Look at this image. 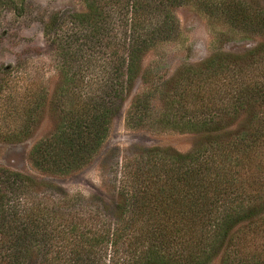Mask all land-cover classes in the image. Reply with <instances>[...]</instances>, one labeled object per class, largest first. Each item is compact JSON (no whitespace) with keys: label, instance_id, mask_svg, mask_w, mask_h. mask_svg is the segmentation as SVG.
Here are the masks:
<instances>
[{"label":"trees","instance_id":"16d2710c","mask_svg":"<svg viewBox=\"0 0 264 264\" xmlns=\"http://www.w3.org/2000/svg\"><path fill=\"white\" fill-rule=\"evenodd\" d=\"M84 1L87 11L75 17L98 27L107 0ZM127 2L123 6L128 9ZM3 8L16 9V3L0 0ZM238 10L234 6L225 12L264 30V15L249 17ZM42 32L49 38L57 34L45 22ZM124 33L120 91L112 93L106 85L108 91L95 95L58 96L54 132L30 150L38 169L68 175L97 155L144 50L134 44V32L125 28ZM236 57L214 53L179 84L188 86L186 96L196 101L211 94L207 109L215 110L183 123L198 136L192 148L137 149L115 169L109 197L68 192L0 167V264H208L231 241L237 225L263 219L264 73L259 63L264 43L242 64ZM240 117L236 128L221 124ZM232 251L224 264H264V259H246L239 241Z\"/></svg>","mask_w":264,"mask_h":264},{"label":"rangeland","instance_id":"374dc122","mask_svg":"<svg viewBox=\"0 0 264 264\" xmlns=\"http://www.w3.org/2000/svg\"><path fill=\"white\" fill-rule=\"evenodd\" d=\"M14 1L16 9L0 11V167L84 195L103 192L109 197L115 169L124 158L136 156L137 149L189 151L198 136L183 123L215 110L207 109L211 94L205 93L203 102L186 96L189 87H179L183 77L200 69L214 53L237 56L242 64L264 43L263 29L239 17L232 20L225 12L236 6L249 17L263 16L264 0H107L98 27L75 17L87 11L84 0ZM43 22L57 34L45 37ZM57 23L61 24L56 27ZM125 28L134 32V44L144 50L137 76L123 90L124 100L97 155L68 175L38 169L30 150L54 132L60 116L58 96L95 95L108 91L106 85L112 86V93L120 91ZM145 38L150 41L142 42ZM259 69L264 73V61ZM241 117L234 124H221L236 128ZM261 218L237 225L231 241L208 264H224L238 241L246 259H264V215Z\"/></svg>","mask_w":264,"mask_h":264}]
</instances>
